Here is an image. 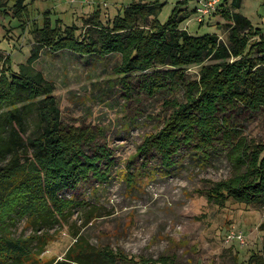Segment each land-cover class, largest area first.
<instances>
[{"label": "rangeland", "instance_id": "374dc122", "mask_svg": "<svg viewBox=\"0 0 264 264\" xmlns=\"http://www.w3.org/2000/svg\"><path fill=\"white\" fill-rule=\"evenodd\" d=\"M134 2L156 3L162 22L171 13H186L179 24L193 35L214 33L225 39L228 18L220 8L241 13L264 31V0H241L237 8L232 0H220L202 21L197 20L196 0H31L20 19L0 0V55L15 72L30 57L38 42L35 30L46 18L62 31L74 25L82 36L94 28L95 13L110 25ZM150 18L138 16L136 22L146 24ZM123 59L119 51L81 55L42 46L34 61L54 85L62 124L85 130L84 151L97 159L76 188L58 193L73 204L69 215L50 228L39 227V234L52 236L40 262L61 259L79 231L90 244L120 255L116 264H264V199L250 204L229 199L223 206L209 199L217 184L237 174L228 146L200 150L183 145L169 161L154 149L143 150L174 110L172 103L184 102L190 82L199 81L200 66L185 67L180 86L167 85L151 95L142 79L159 69L127 73ZM231 124L248 145L264 146V106L235 108ZM89 212L96 216L83 226ZM8 226L14 237L35 236L27 218ZM230 230L242 232L244 243L227 240Z\"/></svg>", "mask_w": 264, "mask_h": 264}, {"label": "trees", "instance_id": "16d2710c", "mask_svg": "<svg viewBox=\"0 0 264 264\" xmlns=\"http://www.w3.org/2000/svg\"><path fill=\"white\" fill-rule=\"evenodd\" d=\"M6 1L12 2L13 16L20 19L27 13L25 0ZM232 1L234 7L240 6L241 0ZM156 6L131 3L110 25H104L95 13L94 28L82 36L76 34V26L62 31L46 18L43 27L35 30L38 42L30 57L15 72L7 57L0 55V264H116L122 259L109 248L90 244L76 231L75 241L61 259L39 260L52 238L46 232L39 234V227L62 223L73 206L58 193L76 188L97 160L95 154L84 151L85 130L62 124L54 85L34 67L42 46L81 55L119 51L127 73L156 67L159 70L142 79L151 95L167 85L180 86L185 67L199 65V81H189L185 101L172 103L174 110L146 139L143 150L154 149L169 161L183 145L200 150L215 144L228 146L227 157L237 174L217 184L209 199L221 206L229 199L247 204L264 199V146L248 145L231 124L235 108L264 106V31L253 28L241 13L220 8L228 18L226 38L214 33L193 35L179 24L186 13H171L162 22ZM138 16L151 18L138 24ZM206 60L211 62L205 64ZM95 216L89 212L82 225ZM18 217L33 223L35 236L10 234L8 225Z\"/></svg>", "mask_w": 264, "mask_h": 264}, {"label": "built area", "instance_id": "2783aa9c", "mask_svg": "<svg viewBox=\"0 0 264 264\" xmlns=\"http://www.w3.org/2000/svg\"><path fill=\"white\" fill-rule=\"evenodd\" d=\"M71 1H75V0H71ZM219 1L220 0H196V2L198 3L196 7L197 20L202 21L204 16L209 14L211 11L215 10V6ZM226 237L227 240H236L240 244L244 243V237L242 232L240 231L230 230Z\"/></svg>", "mask_w": 264, "mask_h": 264}, {"label": "crops", "instance_id": "0c3cea01", "mask_svg": "<svg viewBox=\"0 0 264 264\" xmlns=\"http://www.w3.org/2000/svg\"><path fill=\"white\" fill-rule=\"evenodd\" d=\"M31 0H25V2H24V4H26L27 5V11L29 10L28 9V5H29V2H30ZM4 2L6 3V4H9L10 6L12 5V2L11 1H6V0H4ZM30 6V5H29ZM31 9V8H30Z\"/></svg>", "mask_w": 264, "mask_h": 264}]
</instances>
